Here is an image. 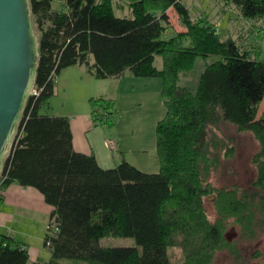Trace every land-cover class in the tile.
<instances>
[{
	"label": "trees",
	"instance_id": "trees-1",
	"mask_svg": "<svg viewBox=\"0 0 264 264\" xmlns=\"http://www.w3.org/2000/svg\"><path fill=\"white\" fill-rule=\"evenodd\" d=\"M30 2L39 36L35 82L42 89L26 101L20 125L24 130L13 140L0 185L3 190L13 182L35 187L53 206L44 237L51 257L31 261L25 243L0 232V264H63L65 259L174 264L170 244L183 251L179 264H211L222 249L238 264L244 258L226 231L227 221L233 218L248 239L257 236L258 227L264 231V112L259 115L264 99V0H225L251 19L236 37L227 38L210 15L194 14L185 0ZM127 5L128 15L115 13ZM169 8L178 13L185 30L173 28ZM212 55L220 57L206 63L195 89L181 84L199 56ZM76 64L86 65L97 78L130 71L161 79L166 113L156 127L158 172L143 171L126 160L102 167L94 154L74 148L68 116L41 111L54 94L52 76ZM90 101L93 112L102 109L96 121L112 123L113 100ZM225 122L251 132L259 143L254 156L258 176L249 188L214 190L208 179L222 155L235 153L221 129ZM212 191L217 194L215 221L204 209V197ZM114 233L134 237L142 249L101 244V238Z\"/></svg>",
	"mask_w": 264,
	"mask_h": 264
},
{
	"label": "crops",
	"instance_id": "crops-1",
	"mask_svg": "<svg viewBox=\"0 0 264 264\" xmlns=\"http://www.w3.org/2000/svg\"><path fill=\"white\" fill-rule=\"evenodd\" d=\"M54 89L48 105L41 111L48 108L53 112L51 115L70 118L73 145L77 151L94 154L105 168L126 160L146 172L160 170L156 127L164 117L166 107L159 77H139L126 71L120 77L97 78L86 65L76 64L58 74ZM92 97L113 100L116 115L112 123L96 121ZM52 210L53 206L45 201L37 188L13 182L4 189L0 202V232L25 243L31 261L47 260L51 250L40 253V248L31 249L28 241L18 235L24 230L18 231V228L25 227L29 231L34 225L29 214H41L47 225L45 237Z\"/></svg>",
	"mask_w": 264,
	"mask_h": 264
},
{
	"label": "rangeland",
	"instance_id": "rangeland-1",
	"mask_svg": "<svg viewBox=\"0 0 264 264\" xmlns=\"http://www.w3.org/2000/svg\"><path fill=\"white\" fill-rule=\"evenodd\" d=\"M187 3L194 14H201L202 17H210L216 21V29L220 32L223 38L236 37L239 32L246 29L251 23V19L243 17L238 13V8L234 3H226L225 0H187ZM124 9H115V13L119 16L128 15V5ZM170 22L174 29L181 30L179 22V15L173 9L168 10ZM172 33V30H170ZM187 39L184 40V43ZM261 56L264 57V36L260 39ZM219 55H212L208 59L199 56L194 67L181 77V84L187 85L195 89L199 77L206 67L207 62L218 59ZM157 65H162V57L158 56ZM45 113L52 114V110L44 108ZM264 112V99L259 106V115ZM222 132L225 136L230 138L231 143L235 146V153L233 156L222 155L220 164L217 169L211 171L209 181L214 190L222 187L230 188L234 185H240L249 188L252 182L258 176L257 166L254 162V156L259 150V143L249 131L240 132L231 123L225 122L221 125ZM1 196V195H0ZM217 194L212 191L209 195L204 197V209L207 212L211 221L217 218ZM31 215L32 229L26 231L25 227H19L18 235L24 240L28 241L31 249H39L40 253L50 252V248L44 245V230L46 229V221L43 222L41 214ZM260 223L263 221H259ZM226 231L234 238V242L239 246L244 259H241L238 264H259V260L264 258V231L260 227L257 229V236L253 239H248L241 234V227L233 218L227 221ZM261 227L263 226L260 225ZM264 227V226H263ZM101 244L104 246H138L142 249L136 239L131 236H119L109 234L101 238ZM169 254L174 264H179L183 261V251L178 245H169ZM227 249L217 251L214 260L211 264H234L233 257ZM63 264H88L84 261L76 262L74 260L65 259Z\"/></svg>",
	"mask_w": 264,
	"mask_h": 264
},
{
	"label": "water",
	"instance_id": "water-1",
	"mask_svg": "<svg viewBox=\"0 0 264 264\" xmlns=\"http://www.w3.org/2000/svg\"><path fill=\"white\" fill-rule=\"evenodd\" d=\"M38 59L30 0H0V174L36 80Z\"/></svg>",
	"mask_w": 264,
	"mask_h": 264
},
{
	"label": "built area",
	"instance_id": "built-area-1",
	"mask_svg": "<svg viewBox=\"0 0 264 264\" xmlns=\"http://www.w3.org/2000/svg\"><path fill=\"white\" fill-rule=\"evenodd\" d=\"M53 74H54V72H53ZM53 78H54V80H56L57 79V76H56V73L52 76ZM41 89L42 88H40L37 84H36V82L34 83V85H33V87H32V89H31V91H30V94H29V97H28V99L29 98H35L36 96H38L39 94H40V92H41ZM102 112V109L101 108H96L95 109V111H94V114H95V117L96 116H98L99 117V113H101ZM107 119V117H104V119H102L103 121H105ZM21 122H22V117H21V119H20V122H19V124H18V127H17V130H16V133H15V136L17 135H19V134H22V132H23V130H24V126H23V123H22V126L20 127V125H21ZM15 138V137H14ZM0 184H1V181H0ZM4 190H3V188L1 187V185H0V195L2 194V192H3Z\"/></svg>",
	"mask_w": 264,
	"mask_h": 264
}]
</instances>
